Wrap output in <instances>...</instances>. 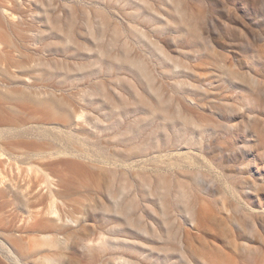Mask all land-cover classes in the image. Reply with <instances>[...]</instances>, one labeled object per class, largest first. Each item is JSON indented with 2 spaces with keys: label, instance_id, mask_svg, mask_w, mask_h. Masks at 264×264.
Here are the masks:
<instances>
[{
  "label": "rangeland",
  "instance_id": "rangeland-1",
  "mask_svg": "<svg viewBox=\"0 0 264 264\" xmlns=\"http://www.w3.org/2000/svg\"><path fill=\"white\" fill-rule=\"evenodd\" d=\"M0 241L264 264V0H0Z\"/></svg>",
  "mask_w": 264,
  "mask_h": 264
},
{
  "label": "bare ground",
  "instance_id": "bare-ground-1",
  "mask_svg": "<svg viewBox=\"0 0 264 264\" xmlns=\"http://www.w3.org/2000/svg\"><path fill=\"white\" fill-rule=\"evenodd\" d=\"M6 245L7 244H5V242H3V241H0V249H2L3 251H6V252H8L9 254H11L14 258V260H17L18 261V255L17 254H15V251H13V248L12 247H10L9 245H7V248H6ZM20 259V258H19ZM19 262V261H18Z\"/></svg>",
  "mask_w": 264,
  "mask_h": 264
}]
</instances>
